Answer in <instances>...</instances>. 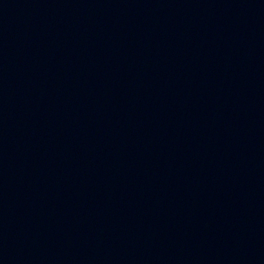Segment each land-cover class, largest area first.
I'll return each mask as SVG.
<instances>
[{
	"label": "water",
	"instance_id": "obj_1",
	"mask_svg": "<svg viewBox=\"0 0 264 264\" xmlns=\"http://www.w3.org/2000/svg\"><path fill=\"white\" fill-rule=\"evenodd\" d=\"M0 264H264V0H0Z\"/></svg>",
	"mask_w": 264,
	"mask_h": 264
}]
</instances>
